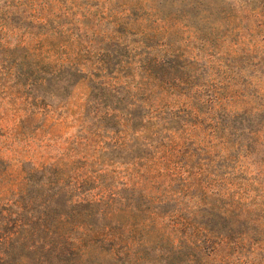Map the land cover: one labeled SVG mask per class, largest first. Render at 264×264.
<instances>
[{"label":"rangeland","instance_id":"rangeland-1","mask_svg":"<svg viewBox=\"0 0 264 264\" xmlns=\"http://www.w3.org/2000/svg\"><path fill=\"white\" fill-rule=\"evenodd\" d=\"M157 1L0 0V59L6 61L0 65V157L10 161L15 186L30 160L56 164V178L93 177L86 188L121 190L149 171L144 177L158 182L164 218L182 221V236L215 242L217 232H229L231 264H264V0L253 2L260 15L243 9L242 0H164V21L155 14ZM229 5L241 21H231ZM120 43L137 46L133 57L144 53L138 60L150 58V88L160 99L151 108L125 107L112 113L119 115L115 120L104 119L99 138L117 145L108 152L119 163L108 166L107 159L87 168L81 115L89 80L67 69L47 75L38 62L93 67ZM14 61L25 63L29 78L5 74ZM249 76L260 77L261 87L245 89ZM41 77L51 84L29 85ZM192 94L221 103L194 108ZM31 111L39 113L23 122ZM225 116L228 123L221 122ZM172 147L178 156L166 164L156 159L155 166L152 158ZM193 151L198 155L187 162Z\"/></svg>","mask_w":264,"mask_h":264},{"label":"trees","instance_id":"trees-1","mask_svg":"<svg viewBox=\"0 0 264 264\" xmlns=\"http://www.w3.org/2000/svg\"><path fill=\"white\" fill-rule=\"evenodd\" d=\"M241 2L249 13L257 12L254 0ZM154 9L164 21V0L157 1ZM226 9L235 13L231 21L240 20L232 5ZM136 50L135 45L115 44L108 48L111 52L109 58H100V64L93 67L80 65L78 61L47 62L40 59L38 62L40 70L48 69L47 75L67 69L79 79L89 80L88 103L81 115L82 128L88 134L83 156L87 168L104 164L102 161L107 159L111 163L108 166L119 163L115 152H108V149L114 151L117 145L105 146L99 138V125L104 119L115 120L119 115L112 113L121 112L125 107L151 108L160 99L156 96L161 94L157 95L155 89L150 88L154 79L152 62L148 57L136 58L144 53L133 57ZM3 62L6 61L0 59V65ZM29 72L24 62L14 61L5 74L29 78ZM46 84H51V79L41 77L39 83H29L34 88ZM242 84L245 89L260 88L261 80L249 76V80ZM191 98L188 103L194 108L204 103L213 106L221 103L220 98L205 100L193 94ZM221 105L217 107L222 108ZM214 111L217 110L214 108ZM38 113L29 112L22 117V120L25 118L23 122L34 119ZM228 117L222 118L221 122L228 123ZM167 138L173 142L171 136ZM178 152L175 147L166 149L152 161L160 167L157 160L166 164L171 157H177ZM187 155L190 158L187 162H190L198 153L193 151ZM10 164L9 160L0 157V264H231L227 251L231 240L229 232H217L221 237L218 236L215 242H193L192 238L181 235L180 226L184 223L178 218L168 224V219L163 216L165 201L156 194L158 182L144 177L149 176V171L134 175L121 190L104 185L86 188L83 186L93 177L83 174L71 175L69 180L56 178L53 169L56 164L38 165L30 160L23 162L26 176L15 186ZM97 188L98 193L94 194ZM181 189L190 192L192 187ZM60 209L63 214L58 213ZM72 210L78 213L73 214ZM243 215L244 212L238 218ZM136 236L141 237L139 241Z\"/></svg>","mask_w":264,"mask_h":264}]
</instances>
